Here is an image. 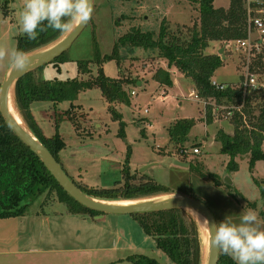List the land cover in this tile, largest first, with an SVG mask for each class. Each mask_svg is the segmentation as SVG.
I'll list each match as a JSON object with an SVG mask.
<instances>
[{"label": "rangeland", "instance_id": "rangeland-1", "mask_svg": "<svg viewBox=\"0 0 264 264\" xmlns=\"http://www.w3.org/2000/svg\"><path fill=\"white\" fill-rule=\"evenodd\" d=\"M93 1L94 12L90 23L60 61L47 65L39 71L38 75L42 76L43 80L66 83L95 79L98 77L100 60L110 55L117 40L132 29L145 33H158L164 20L175 28L192 27L199 18V0ZM3 2L8 5L5 4L6 10L0 6V47L14 46L18 49L20 40L26 36L20 34L18 25L23 0H3ZM230 3L231 0H214V6L217 9H228ZM5 11L8 13L7 16ZM251 38L252 46L247 49L238 48L231 43L211 44L206 51L207 54L219 55V51L226 47L220 56L222 59L227 58L223 60V67L214 76V82L240 88L249 76H253L258 84L264 86V76L250 70L255 57L259 55L254 45L264 38H261L256 31ZM86 62L90 63V74L80 72V64ZM9 68L6 60L0 61V91ZM102 68L109 79H124L133 83L126 87L128 97L124 103L109 104L99 87L82 91L77 95L74 101L75 109L72 111L76 113V116L80 115L81 120L77 126L64 121L59 127V135L65 147L59 152L58 160L69 178L75 184L94 192L119 189L124 188L126 184L123 171L128 168L132 175L139 178L144 176L146 180L152 179L171 192L190 194L192 198L202 202L217 215L214 207L215 200L209 194V189L216 187L212 177L220 178L225 183V178L230 177L231 172L228 169L226 172L224 169L228 157L221 153L222 147L216 140V133L220 130L229 135L233 133L232 117L226 118L227 111L231 107L222 105L216 109L215 105L212 106L216 109L214 122L208 125L206 109L212 105L209 104L211 101L206 106L204 100H196L194 82L184 77L176 68L170 69L167 63L152 51L145 52L137 49L132 59L123 62L121 66H118L115 61H108L102 64ZM159 69L170 73L172 87L162 86L154 79ZM164 91L165 99L159 97ZM133 92L135 95H132ZM14 99L16 104V94ZM46 106L37 104L36 108L44 110ZM70 106L71 103L64 102L59 105L58 110L65 112ZM39 111L40 109H37L35 112L36 122L44 136L51 138L56 134L55 129ZM19 113L21 115L20 111ZM115 114L119 116V119H115ZM182 120L195 121V125L189 133V141L175 147L170 138V129ZM180 147L190 150L191 153L193 149L199 147L201 154L181 157L178 154ZM178 157L181 161L187 160L207 177L199 176L191 168L177 166L175 162ZM236 162L240 167V177L247 186L243 189L244 193L247 192V196L252 198L249 193L250 185L256 193L255 201L251 202L257 203L258 209L253 210L259 217L262 213L259 211H264V201L254 179L264 188V161L256 164L253 173L249 170V156L240 157ZM199 177L201 181L198 180ZM198 183H201L205 192L197 189ZM229 187L237 191L233 185L227 184L222 189L227 191ZM168 195L171 194L164 196ZM231 198L242 210L246 208L233 197ZM142 199L144 198L137 200ZM55 201L58 202L56 194L47 192L37 201L29 204L27 214L45 211L51 216L50 204ZM56 207L58 210L66 209L62 204H57ZM108 217L111 221L118 222L119 229L124 232L123 235H126L123 245H116L115 241L113 243L116 247L124 246L120 248L122 250L120 258L128 259L131 256L144 255L155 259L160 264H176L157 248L153 238L145 235L139 222L132 215H109ZM197 226L199 228L198 223ZM87 227L89 224L87 226L84 224L82 229L83 237L89 242L85 246L95 247L97 242L94 241L95 238L92 239L94 226L90 224L92 228ZM107 233L109 235L111 230ZM103 237L102 241L105 243L102 246L110 245L111 239ZM77 242L76 239L67 240L66 247L81 246ZM47 244L52 243L49 241L45 245ZM128 249L133 251L127 252ZM104 262L103 260L98 264ZM123 264L131 263L123 261Z\"/></svg>", "mask_w": 264, "mask_h": 264}, {"label": "trees", "instance_id": "trees-1", "mask_svg": "<svg viewBox=\"0 0 264 264\" xmlns=\"http://www.w3.org/2000/svg\"><path fill=\"white\" fill-rule=\"evenodd\" d=\"M5 4L8 5L1 0L0 6L4 10H6ZM198 8L199 18L192 27L172 28L164 20L158 33H145L132 29L120 37L112 53L100 60L98 77L95 79L66 83L41 80L38 75L40 69L18 81L15 92L17 108L22 117L24 116L28 128L58 162L59 152L65 147L59 135L60 123L68 121L77 126L81 120V116H76L72 111L75 109L74 101L77 95L82 91L99 87L109 104L126 102L128 97L126 87L133 82L107 78L102 64L115 61L121 66L123 62L132 59L137 49H142L145 52L157 53L170 69L174 67L184 77L191 79L198 97L207 102L213 101L216 109L222 105L231 109L242 107L241 112H233V135L220 130L216 140L221 144V153L230 158L227 168L229 172L239 170L236 159L244 156H249V170L251 173L254 172L256 164L264 161V86L258 84L260 87L251 93H245L243 84L240 88L229 85L223 91L216 89L212 82L215 73L223 67L224 61L222 56L206 52L212 43L228 45L235 41L249 40L250 31H253L248 23L246 3L244 0H231L228 9H217L214 0H199ZM5 14L8 15L7 11ZM62 35L51 28L43 32L38 30V38L29 40L25 36L20 40L18 50L26 55L31 54L54 43ZM259 42L258 40L257 43ZM261 45V49L256 51L259 55L255 57L250 70L264 76V41ZM63 56L52 64H56ZM89 64L88 62L80 64V72L90 74ZM154 79L162 86H173L171 75L167 70L159 69ZM64 102L71 103V106L69 110L59 112L58 106ZM36 104L49 105V108L42 113L55 129L56 134L51 138L44 136L36 122L33 112V106ZM212 106L214 105L206 109L208 125L214 122L216 109ZM118 117L115 114V119H119ZM194 125L195 121L182 120L171 127L170 138L175 147L189 141L188 136ZM183 162L188 163L187 160ZM190 168L199 176L207 177L192 164ZM123 172L126 181L124 188L94 192L76 185L87 195L105 201L137 200L166 195L170 192L152 179L146 180L144 176L139 178L132 175L128 168ZM212 178L217 188L226 186L220 178ZM136 181L137 183H132ZM254 181L264 201V188L256 179ZM47 192L51 194L54 192L58 202L64 204L70 214L91 218L101 216L100 213L83 207L64 192L39 157L11 131L0 113V219L26 215L29 204L37 201ZM227 192L244 207L257 209V203L249 201L240 192L231 187L227 188ZM133 217L139 222L145 235L153 238L157 248L174 263L202 264L201 234L197 223L188 212L169 210L137 214ZM260 218L264 221V213L260 214ZM127 261L132 264H160L144 255L131 256ZM219 264H235V261L220 252Z\"/></svg>", "mask_w": 264, "mask_h": 264}, {"label": "crops", "instance_id": "crops-1", "mask_svg": "<svg viewBox=\"0 0 264 264\" xmlns=\"http://www.w3.org/2000/svg\"><path fill=\"white\" fill-rule=\"evenodd\" d=\"M226 59V57H223V60ZM40 79L43 80V77L41 76ZM139 86L142 87V84L139 83ZM163 96L166 97L165 91L161 92L159 97L165 99ZM209 104L215 105L213 101ZM36 106L37 104L33 106L34 114L37 109H40L39 113H42L49 108V105H47L44 110L43 108H36ZM176 159V161H181L179 157ZM229 161L230 158L228 157L224 167L226 172ZM240 173V167L237 172L230 173L229 178L232 180L233 186L237 188V191L246 199L255 201L256 193L251 188V185L249 188L251 192L249 190V193L252 195V198L247 196V192L244 193L243 189L247 186L242 181ZM198 180L201 181L200 177ZM197 189L205 192L201 183H198ZM169 194L191 197L190 194L183 192L170 191ZM209 194L215 200L214 207L217 211V215L215 212H212L213 210L211 211L210 208L209 210L214 215L216 223L222 222L228 216H230L234 223H239L240 214L244 210L234 202L226 190L213 187L209 189ZM210 199L211 198H209V200ZM57 204L62 203L55 201L50 204V209L52 210L51 216H53V218L50 214L45 213V211H35L33 214H26L17 218L0 219V264H95L94 262L98 264L103 260L105 261L103 264H123V261H127V258H120V254L122 253L121 249L124 246L116 247L113 245L114 241L116 245H123L126 239V235H123L124 232L118 227V222L111 221L108 216L101 215L91 218L83 215L70 214L64 204H62L66 208L64 210H58L56 207ZM259 212L264 213V211ZM259 219L263 221L260 216ZM84 224H86V226L89 224V227H87L89 229L92 228H90V224L94 226L92 239L95 238L94 241L97 242V246H85L89 242L82 234L84 232V230H82ZM108 230H111L109 235L107 233ZM74 232H76L75 235ZM103 236H105V239H107V237L111 239L110 245L106 244L107 246H102V244L105 243V241H102L104 239ZM70 237H75L73 239L78 240L77 243H80L81 246H77L76 248L66 247L68 246L67 240L73 241ZM49 241L52 244L45 245ZM130 250L133 251L132 249L126 251L129 252Z\"/></svg>", "mask_w": 264, "mask_h": 264}, {"label": "water", "instance_id": "water-1", "mask_svg": "<svg viewBox=\"0 0 264 264\" xmlns=\"http://www.w3.org/2000/svg\"><path fill=\"white\" fill-rule=\"evenodd\" d=\"M92 2L94 5L93 0ZM90 21H88L84 25L77 26L71 34H68L63 39L60 38L47 47L42 48L43 50L40 49L36 52H33L32 54L27 55L29 57V60L27 65L23 69L14 70L10 67L5 76V80L0 91V113L4 118L6 124L11 129V131L14 132L15 135L39 157V159L43 162L45 167L54 177L59 186L64 190V192H66L77 203L89 210L98 212L102 216H133L137 214H151L169 210H184L186 212L188 210H192L200 214L203 218H207L209 221L216 222L214 215L207 206H205L202 202L187 196H177L171 194L173 197L170 198L168 197L165 199L154 201H145L136 203L134 205L125 206L110 204L111 202L116 201L99 200L87 195L69 178L57 159L38 140L33 132L30 129L27 131L25 128L19 125V123L12 116L9 109L10 96L13 88L15 95V89L18 81H20L27 74L40 70L47 65L52 64L64 54H66L86 29ZM225 49L226 47L221 49L219 51V55H222ZM175 164L183 168L190 167V164L187 162L176 161ZM224 181L227 185H233V182L229 177H226ZM208 231L209 246L204 251L202 264H219L220 252L212 245V233L210 229H208Z\"/></svg>", "mask_w": 264, "mask_h": 264}, {"label": "clouds", "instance_id": "clouds-1", "mask_svg": "<svg viewBox=\"0 0 264 264\" xmlns=\"http://www.w3.org/2000/svg\"><path fill=\"white\" fill-rule=\"evenodd\" d=\"M93 12L92 0H23L19 32L29 40L38 38V30L49 28L71 34L77 26L90 21ZM5 60L12 69L20 70L27 65L29 57L14 46L0 47V61ZM199 220L211 230L212 245L230 256L235 264H264V221L256 211L244 208L239 223H234L230 216L220 223L207 218Z\"/></svg>", "mask_w": 264, "mask_h": 264}, {"label": "built area", "instance_id": "built-area-1", "mask_svg": "<svg viewBox=\"0 0 264 264\" xmlns=\"http://www.w3.org/2000/svg\"><path fill=\"white\" fill-rule=\"evenodd\" d=\"M246 3V8H247V16H248V23L250 26V29L254 32H258L261 36V38H264V0H244ZM253 32L250 31V38L249 40L246 41H235L232 42L231 44L236 45L238 48H250L252 46V34ZM264 40L260 41L259 43H257L255 46V48H257V50H259L260 45L263 43ZM212 85L220 90L223 91L227 88L226 85H222V84H218L216 82H212ZM244 87V91L245 93L249 92H253L256 91L260 86L258 85L256 79L253 76H249V78L245 81V83L243 84ZM132 95H135V92L132 93ZM193 96V95H191ZM196 100H201L198 95L196 94L195 96ZM203 101V100H202ZM205 105H208L207 101H204ZM242 107H236L233 109H228L227 111V115L226 118L232 117L233 116V112L237 111V112H241ZM181 157H189L191 155H200L201 154V150L199 148H195L193 149V152L191 153L190 150H187L185 148H182L179 150L178 153Z\"/></svg>", "mask_w": 264, "mask_h": 264}, {"label": "bare ground", "instance_id": "bare-ground-1", "mask_svg": "<svg viewBox=\"0 0 264 264\" xmlns=\"http://www.w3.org/2000/svg\"><path fill=\"white\" fill-rule=\"evenodd\" d=\"M68 34H65L62 39L67 36ZM43 50V49H42ZM41 50V51H42ZM32 54V53H31ZM29 55V54H28ZM17 100V99H16ZM9 109L10 112L12 114V116L15 118V120L19 123V125H21L23 128H25L27 131L29 130L28 126L25 124L22 116L20 115L16 104H15V99H14V88L11 91V96H10V103H9ZM24 117V116H23ZM175 195V194H174ZM170 198L173 197L172 195H168V196H164V195H159V196H154V197H148V198H144L142 200H125V201H119V202H111L110 204H117V205H125V206H129V205H134L136 203H140V202H145V201H154V200H159V199H165V198ZM189 215H191L193 217V219L198 223L199 225V229H200V234H201V247H202V260H203V255H204V251L206 248H208L209 246V231H208V226L201 224L199 218L202 220L204 219L200 214H198L195 211L192 210H188L187 211Z\"/></svg>", "mask_w": 264, "mask_h": 264}]
</instances>
